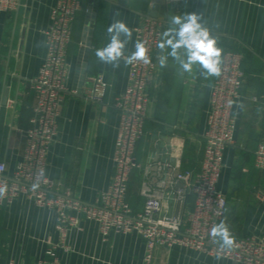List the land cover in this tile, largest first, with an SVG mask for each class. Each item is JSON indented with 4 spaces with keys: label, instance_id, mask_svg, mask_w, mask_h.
<instances>
[{
    "label": "crops",
    "instance_id": "crops-1",
    "mask_svg": "<svg viewBox=\"0 0 264 264\" xmlns=\"http://www.w3.org/2000/svg\"><path fill=\"white\" fill-rule=\"evenodd\" d=\"M57 0H20L16 10H0V101L8 90V101L0 108V161L12 175L27 145L25 130L30 125L35 97L32 79L47 53L46 31L51 10ZM95 11L94 27L87 23ZM154 10L163 21L164 32L178 27L173 17L195 14L198 22L215 40L221 55L227 49L243 53L245 80L241 98L234 105L235 142L224 152V167L218 183L227 197L226 214L220 222L233 239L259 238L264 235V171L255 165V152L264 141V105L251 100L264 93V0H81L68 48L67 90L63 93L57 117L58 136L50 145L46 174L55 188L53 193L69 190L86 202H95L111 183L114 153L120 123L116 97L128 83V56L135 44L134 27ZM123 21L131 30L125 40L123 56L104 63L96 56L111 39L108 27ZM91 45L81 52L84 43ZM159 49L158 67L150 79L151 103L144 135L136 147L140 168L130 178L128 201L134 211L142 210L144 185L164 194L169 212H175L173 191L165 163L173 164L181 155V169L199 170L204 157L207 112L211 86L217 75H208L199 64L185 72L168 53ZM184 59V49L180 50ZM161 57H166L161 63ZM219 57V61H220ZM87 60L86 84L97 73L110 86L103 102H90L79 91L80 69ZM186 142V143H185ZM191 146L190 147H188ZM187 146V147H186ZM186 149V150H185ZM188 196L183 214L193 209ZM178 212V210L176 211ZM80 223L62 236L56 229L57 212L38 206L25 194L0 205V264H30L52 260L47 249L56 244L59 264H145L146 244L135 232H112L104 238L95 220L79 214ZM220 243L222 241L219 239ZM153 264H242L188 247H158Z\"/></svg>",
    "mask_w": 264,
    "mask_h": 264
},
{
    "label": "built area",
    "instance_id": "built-area-1",
    "mask_svg": "<svg viewBox=\"0 0 264 264\" xmlns=\"http://www.w3.org/2000/svg\"><path fill=\"white\" fill-rule=\"evenodd\" d=\"M19 5L20 0H0L1 11L16 10ZM80 8L81 0H57L51 10V22L46 31L47 53L38 75L32 79L35 104L30 125L24 132L27 138L25 151L12 175L7 174L6 163L0 161V189H4L0 193V205L25 194L38 206L56 210V229L62 236L69 228L79 225L81 213L98 223L104 238L112 232H135L146 244L145 264H153L158 247L173 246L188 247L242 264H264V235L259 238L233 239L231 247H222L219 238L210 235L213 226L220 224L226 214L227 197L219 189L218 183L224 167L225 149L235 142L236 118L233 108L242 96L245 80L241 51L227 49L218 65L220 73L211 86L207 128L204 132L206 145L200 169H181L180 154L174 155L173 164H163L171 186L174 181L183 184V188L167 196L178 212L170 213V205L166 204L164 194L147 185L142 188L145 197L142 210L134 211L128 201L131 175L140 168L136 147L144 135L150 111L149 83L158 67V45L164 33L160 17L146 15L134 27L133 53L137 42H143L148 62L136 60L129 63L128 83L115 100L120 123L111 183L95 202L82 201L69 190L53 193L55 184L46 174L47 155L50 145L58 136L57 117L63 93L68 89V48ZM109 86L103 74L97 73L86 84L84 98L101 103ZM251 100L264 105V93L254 94ZM255 165L264 171V141L257 146ZM188 196L193 197L194 206L184 215L183 206ZM56 248L57 245L52 244L47 249L52 260L39 259L30 264H59ZM6 264L13 263L10 261Z\"/></svg>",
    "mask_w": 264,
    "mask_h": 264
},
{
    "label": "clouds",
    "instance_id": "clouds-1",
    "mask_svg": "<svg viewBox=\"0 0 264 264\" xmlns=\"http://www.w3.org/2000/svg\"><path fill=\"white\" fill-rule=\"evenodd\" d=\"M199 17L195 14L187 15L184 18L173 17L171 23L178 27L169 28L163 33L162 40L158 47L161 50L171 48L168 53L181 66L183 71L191 72L194 64H199L208 75H219L218 67L221 51L215 46V40L210 38L207 29L198 22ZM111 36L110 42L102 49H97L96 56L104 63L117 62L123 56L125 40L121 35L131 38V30L123 21H115L108 27ZM184 49L182 56L180 50ZM136 60L148 62L147 49L143 42L138 41L136 51L127 58L126 63ZM166 57H161V63H165ZM4 189H0L2 193ZM210 235L222 241V247H231L234 243L228 228L223 223L213 226Z\"/></svg>",
    "mask_w": 264,
    "mask_h": 264
},
{
    "label": "water",
    "instance_id": "water-1",
    "mask_svg": "<svg viewBox=\"0 0 264 264\" xmlns=\"http://www.w3.org/2000/svg\"><path fill=\"white\" fill-rule=\"evenodd\" d=\"M89 19L87 21V23L89 24V26L91 28L94 27V22H95V16H96V13L94 10H92V7L90 8V11H89ZM149 15L151 16H165V13H159L157 14L154 10H150L148 12ZM86 44L88 45V47L91 45V39H88L87 43L85 42L84 43V46L81 50V52L84 51L85 47H86ZM86 76H87V60L85 59L83 64H82V67L80 69V78H79V91H82V89L84 88L85 86V83H86ZM7 101H8V90L7 88L4 90V94L2 96V102H1V105H6L7 104ZM178 186H181L182 183L181 182H178L177 183Z\"/></svg>",
    "mask_w": 264,
    "mask_h": 264
},
{
    "label": "trees",
    "instance_id": "trees-1",
    "mask_svg": "<svg viewBox=\"0 0 264 264\" xmlns=\"http://www.w3.org/2000/svg\"><path fill=\"white\" fill-rule=\"evenodd\" d=\"M232 50H236V49H232ZM226 51V50H225ZM224 54V53H223ZM222 57H223V55H221V57H220V60L222 59ZM186 143V142H185ZM187 147V146H186ZM188 147H190L191 148V146H189L188 145ZM186 150V149H185ZM228 202V201H227Z\"/></svg>",
    "mask_w": 264,
    "mask_h": 264
}]
</instances>
